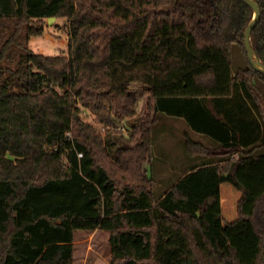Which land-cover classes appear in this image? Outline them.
Returning <instances> with one entry per match:
<instances>
[{
	"label": "trees",
	"instance_id": "obj_1",
	"mask_svg": "<svg viewBox=\"0 0 264 264\" xmlns=\"http://www.w3.org/2000/svg\"><path fill=\"white\" fill-rule=\"evenodd\" d=\"M254 1L250 43L264 65V0ZM49 17L66 21V54L30 47ZM252 17L243 0H0V264H79L76 245L92 235L106 264H264V154H254L264 73L244 47ZM234 46L245 63L235 72ZM133 82L147 97L131 142L111 152L103 135L135 114ZM161 115L217 142L186 136L187 155L218 160L155 198Z\"/></svg>",
	"mask_w": 264,
	"mask_h": 264
},
{
	"label": "rangeland",
	"instance_id": "obj_2",
	"mask_svg": "<svg viewBox=\"0 0 264 264\" xmlns=\"http://www.w3.org/2000/svg\"><path fill=\"white\" fill-rule=\"evenodd\" d=\"M41 25L43 27V34L31 38V49L34 52L43 53L45 55L66 54L67 24L65 19L54 18L51 21L46 19ZM231 56L232 71L235 72L239 67L244 66V59L237 46L231 49ZM255 83H257L256 86L264 102V83L261 81ZM129 91L138 97L135 106V114L119 121L116 132L110 135L105 134L104 126L98 125L102 134H105L103 136L107 139L110 137L111 142H113L111 146H109L111 152L116 147L115 144H119V140L120 142H131V124L141 114L144 99L147 97V91L141 84L135 82L130 83ZM82 115L85 120L94 123V116L91 113L86 112L82 113ZM161 116V120L153 127V158L149 166V174L154 178L153 195L155 198H159L166 188L172 185L192 167L218 160L216 157L205 155H187L184 150V135L186 134L208 147H215L217 142L204 134L191 130L185 123L184 128L183 123L175 119V117L167 115ZM254 154H264V148L257 149ZM104 234L107 242V232L104 231ZM98 240L99 237L95 239L92 235V237L86 241L84 240V242L76 245L81 258L79 264L107 263L108 249L105 245L99 243ZM79 244L82 245L79 246Z\"/></svg>",
	"mask_w": 264,
	"mask_h": 264
},
{
	"label": "water",
	"instance_id": "obj_3",
	"mask_svg": "<svg viewBox=\"0 0 264 264\" xmlns=\"http://www.w3.org/2000/svg\"><path fill=\"white\" fill-rule=\"evenodd\" d=\"M245 3H247L253 10V17L248 23V25L245 28L244 31V47H245V52L246 56L249 60V62L259 71L264 73V65L261 64L255 57L254 51L252 49L251 43H250V34L253 29V27L256 25L257 21L259 20L260 17V8L259 5L257 4L256 1L254 0H243ZM54 17H49L48 21L53 20Z\"/></svg>",
	"mask_w": 264,
	"mask_h": 264
},
{
	"label": "crops",
	"instance_id": "obj_4",
	"mask_svg": "<svg viewBox=\"0 0 264 264\" xmlns=\"http://www.w3.org/2000/svg\"><path fill=\"white\" fill-rule=\"evenodd\" d=\"M171 117H175V119H177V120H179V121H181L182 123H183V127H184V123L187 125V123L181 118V117H176V116H171ZM179 118V119H178ZM188 126V125H187ZM183 127H181V128H183ZM189 127V126H188ZM185 128V127H184ZM186 136H189V135H184V138L186 137ZM190 137V136H189ZM197 141V140H196ZM200 142V141H199ZM202 143V142H201Z\"/></svg>",
	"mask_w": 264,
	"mask_h": 264
}]
</instances>
